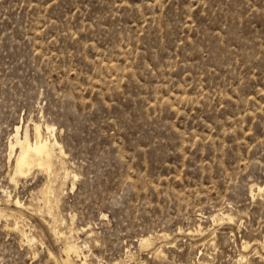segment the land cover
<instances>
[{"label": "rangeland", "instance_id": "rangeland-1", "mask_svg": "<svg viewBox=\"0 0 264 264\" xmlns=\"http://www.w3.org/2000/svg\"><path fill=\"white\" fill-rule=\"evenodd\" d=\"M0 208V264H264V0H0Z\"/></svg>", "mask_w": 264, "mask_h": 264}, {"label": "bare ground", "instance_id": "bare-ground-1", "mask_svg": "<svg viewBox=\"0 0 264 264\" xmlns=\"http://www.w3.org/2000/svg\"><path fill=\"white\" fill-rule=\"evenodd\" d=\"M32 129H33V138H34L33 141L30 140V136L27 130H24L22 137L18 136L17 134L18 128H16V133L14 135L15 136L14 142L12 141L9 142V149H10L9 152L13 153L15 146L18 147V152L16 153V156L14 159V162H15L14 163V175L15 176L23 175L27 173L30 170V168L34 165L40 167L46 172H50L55 165V162H54L55 157L58 158L60 165L63 164L62 156L64 152L62 150V146L56 140V137L51 136V134L44 135L45 132L50 133L53 127L49 125L48 123L42 124L34 120L32 124ZM57 148H59L58 154H56ZM61 167L63 168V173L65 176L70 175V171H68L66 167L64 166H61ZM73 177H75V174H73ZM256 188L258 191L262 190V186L260 185H257ZM53 189L54 188H52L50 183L45 184L44 188L42 189V194L45 198V201L48 203L49 208L51 207L50 200H49V193L53 192ZM7 196L10 197V195H7ZM9 200H11L15 206H20L21 204L18 198L9 199ZM2 211L3 210L0 208V213H2ZM17 223L18 222H15V225H14L15 227H18ZM49 229L51 230V228ZM53 231L55 233H58V231H55L54 229ZM20 232L22 236L28 238V234L24 230H21ZM147 241H148V238H141L140 240L142 244L148 243ZM246 243L247 242H245V244ZM63 251H64L65 256L62 258V260L60 259L62 264H84V261H82L81 263H76V261L71 256L72 254H74L75 256L79 257L81 254H83L82 247L78 243L77 238H72V239L66 238Z\"/></svg>", "mask_w": 264, "mask_h": 264}]
</instances>
